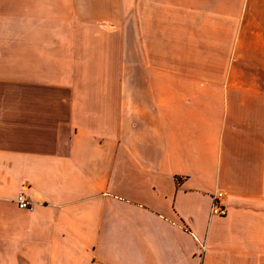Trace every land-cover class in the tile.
Returning <instances> with one entry per match:
<instances>
[{
  "label": "crops",
  "instance_id": "1",
  "mask_svg": "<svg viewBox=\"0 0 264 264\" xmlns=\"http://www.w3.org/2000/svg\"><path fill=\"white\" fill-rule=\"evenodd\" d=\"M0 264H264V0H0Z\"/></svg>",
  "mask_w": 264,
  "mask_h": 264
},
{
  "label": "built area",
  "instance_id": "2",
  "mask_svg": "<svg viewBox=\"0 0 264 264\" xmlns=\"http://www.w3.org/2000/svg\"><path fill=\"white\" fill-rule=\"evenodd\" d=\"M225 197L224 191H217L214 195V201L212 206V213L217 215H225L226 214V208L223 204V198ZM16 202L18 203L20 208L23 209H31L32 208V202L29 200V198L24 194L20 193L18 197L16 198Z\"/></svg>",
  "mask_w": 264,
  "mask_h": 264
}]
</instances>
